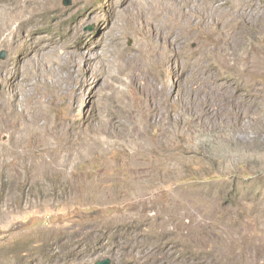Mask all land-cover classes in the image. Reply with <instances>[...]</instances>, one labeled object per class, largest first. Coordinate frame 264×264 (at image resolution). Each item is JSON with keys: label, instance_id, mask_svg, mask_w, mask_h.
Instances as JSON below:
<instances>
[{"label": "rangeland", "instance_id": "obj_1", "mask_svg": "<svg viewBox=\"0 0 264 264\" xmlns=\"http://www.w3.org/2000/svg\"><path fill=\"white\" fill-rule=\"evenodd\" d=\"M41 1L29 56H95L79 107L49 100L22 130L0 79V264H264V0H220L221 32L189 31L194 0L169 2L174 47L117 0H3L0 23Z\"/></svg>", "mask_w": 264, "mask_h": 264}, {"label": "bare ground", "instance_id": "obj_2", "mask_svg": "<svg viewBox=\"0 0 264 264\" xmlns=\"http://www.w3.org/2000/svg\"><path fill=\"white\" fill-rule=\"evenodd\" d=\"M2 1L0 0V3ZM25 1L36 3L38 0ZM117 2L120 5L119 8L123 6L117 10L118 16L130 17L136 23L146 24L150 27V36L157 33L165 43L172 47L177 44L178 33L173 25L174 16L178 15L179 8H175L172 12L166 8V5L173 0H149V2L147 0H117ZM206 2L211 3V12L208 8L210 5L207 6ZM206 2L194 0L196 16L194 12H186V24L189 31H195L193 28H197L198 24L200 30L206 29L212 24L216 26V30L220 29V32L224 29V19L227 13L224 2H220V0H206ZM21 9L23 10L20 11ZM44 12L42 1L35 6L28 5L26 7L23 5L14 12L12 19L0 23V43L13 45L12 50L19 52L15 58L17 62L11 64L12 67L9 66L11 68L8 67V70L4 71V69V73H0V79L11 83L10 101L16 109L15 122L20 130L24 124L38 123L36 121L45 119V107L49 100L55 101L59 97L67 96L69 99L66 105L68 112L79 107V87H76L75 76L77 72L87 73L89 62L95 56V53L90 52L91 49H86L87 51L83 54H72L65 48L66 46L60 47L56 42H50L41 48V55H36L33 52L29 56L31 50L25 47L26 44L25 46L21 45L22 38L25 37L23 33L40 22L38 16ZM230 17H232L231 14ZM195 19L198 22L197 26H193L192 23ZM18 32L21 34L20 38L12 39V35ZM159 36H153V38L161 39ZM218 37L217 41L221 38L218 39ZM77 55L83 60L82 64L77 61ZM27 89L30 90L27 91ZM0 122L6 127L10 126V122L3 117H0ZM39 125L44 126L45 124L39 122Z\"/></svg>", "mask_w": 264, "mask_h": 264}, {"label": "water", "instance_id": "obj_3", "mask_svg": "<svg viewBox=\"0 0 264 264\" xmlns=\"http://www.w3.org/2000/svg\"><path fill=\"white\" fill-rule=\"evenodd\" d=\"M72 0H62V5L64 7H68L71 5ZM6 57V53L5 52H0V59H4ZM96 264H109L108 260H103L101 262H97Z\"/></svg>", "mask_w": 264, "mask_h": 264}]
</instances>
